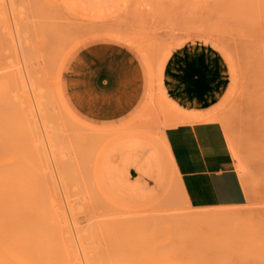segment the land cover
<instances>
[{"label":"rangeland","instance_id":"374dc122","mask_svg":"<svg viewBox=\"0 0 264 264\" xmlns=\"http://www.w3.org/2000/svg\"><path fill=\"white\" fill-rule=\"evenodd\" d=\"M210 115L244 206L192 207L165 147ZM0 233L4 264H264V0H0Z\"/></svg>","mask_w":264,"mask_h":264},{"label":"crops","instance_id":"0c3cea01","mask_svg":"<svg viewBox=\"0 0 264 264\" xmlns=\"http://www.w3.org/2000/svg\"><path fill=\"white\" fill-rule=\"evenodd\" d=\"M178 49L173 53H202L219 66L224 84L214 94L213 104L217 103L227 78L221 56L208 47L183 46ZM178 106L183 112L191 109L189 101L178 102ZM178 120L180 122L166 129L164 144L191 206L197 209L244 206L248 198L221 125L216 121Z\"/></svg>","mask_w":264,"mask_h":264},{"label":"bare ground","instance_id":"6f19581e","mask_svg":"<svg viewBox=\"0 0 264 264\" xmlns=\"http://www.w3.org/2000/svg\"><path fill=\"white\" fill-rule=\"evenodd\" d=\"M73 47H75V45H74ZM71 49H72V47L70 48V50H71ZM67 52H69V50H68ZM69 53H70V52H69ZM189 56H190V55H189ZM201 56H202V55H201ZM200 58H202V57H200ZM64 59H65V58H64V56H63V57H62V61H60V62H63ZM204 59H205V58H204ZM193 60H194V59H193ZM201 61H202V60H201ZM206 61H208V60H206ZM201 63H202V62H201ZM61 64H62V63H61ZM199 64H200V63H199ZM194 65H195V63H194ZM59 66H62V65H59ZM205 66H206V65H205ZM61 68H62V67H60V68L58 67V69H61ZM207 70H208V69H207ZM203 71H204V70H203ZM217 71H218V70H217ZM217 71H216V72H217ZM169 73H170V71H169ZM171 74H172V73H171ZM201 78H202V77H201ZM212 78H213V77H212ZM56 79H57V78H56ZM202 82H203V81H202ZM191 83H192V82H191ZM211 83H212V82H211ZM198 84H199V83H198ZM198 84H197V85H198ZM200 84H201V83H200ZM200 84H199V85H200ZM218 84H219V83H218ZM56 85H57V86H56V88H57L56 90H58V89H59V88H58V87H59V86H58L59 84L56 83ZM188 87H189V86H188ZM194 87H195V86H194ZM197 87H198V86H197ZM197 87H196V88H197ZM196 88H195V89H196ZM201 88H203V87H201ZM155 89H156V88H155ZM187 89H188V88H187ZM192 89H193V88H192ZM59 90H60V89H59ZM59 90H58V92H60ZM196 90H197V89H196ZM188 91H189V90H188ZM188 91H187V93H188ZM197 91H199V90H197ZM58 92H57V95H58ZM199 92H200V91H199ZM202 92H203V91H202ZM204 92H205V91H204ZM156 93H157V92H156ZM200 94H201V93H200ZM196 95H197V94H196ZM203 95H204V94H203ZM212 96H213V95H212ZM58 97H59V96H58ZM198 98H199V97H198ZM59 99H60V98H59ZM203 100H204V99H203ZM60 102H62V100H60ZM64 103H65V102H64ZM63 106H66V104L63 105ZM68 112H70V111L68 110ZM173 112H174V111H173ZM174 114H175V112H174ZM69 115H72V113H69ZM72 116H74V115H72ZM210 116H211V115H210ZM212 116H213V115H212ZM181 117H182V116H181ZM181 117H178V118H180V120L182 121L183 119H181ZM213 117H214V116H213ZM205 118H207V119H205ZM205 118H202L201 120H200V119H198V120L196 119V120H197V121H199V120H200V121H202V120H206V121H207V120H210V118H212V117H210V118L208 119V116H207V117H205ZM75 119H76V117H75ZM77 119H78V118H77ZM188 119H190V118H188ZM191 120H195V119H191ZM79 121H80V119H79ZM81 122H82V121H80V123H81ZM182 122H183V121H182ZM83 123H84V122H83ZM85 124H87V123H85ZM83 125H84V124H83ZM90 125H91V124H90ZM88 126H89V124L86 125V127H88ZM91 126H92V125H91ZM92 127H95V126H92ZM88 128H89V127H88ZM100 128H101V130H102V127H99V130H100ZM93 129H94V128H93ZM95 130H98V127H95ZM103 130H105V129L103 128ZM112 130H113V129H112ZM112 130L109 128V132L112 131ZM114 130H115V129H114ZM105 132H106V130H105ZM107 132H108V128H107ZM104 135H105V134H104ZM107 135H108V134H107ZM107 135H106V136H107ZM106 136H105V137H106ZM101 137H102V136H101ZM101 137H100V138H101ZM161 137H162V136H161ZM162 138H163V137H162ZM104 139H105V138H104ZM163 139H164V138H163ZM100 141H101V140H100ZM0 235H1V233H0ZM0 239H1V238H0ZM0 242H1V240H0ZM2 245H3V244H2ZM2 245H0V254H1V251H2V252H6V251H5V247H4V248L1 247ZM2 261H3V262H2ZM1 262H2V263H1ZM4 263H5V262H4V258L0 256V264H4Z\"/></svg>","mask_w":264,"mask_h":264}]
</instances>
